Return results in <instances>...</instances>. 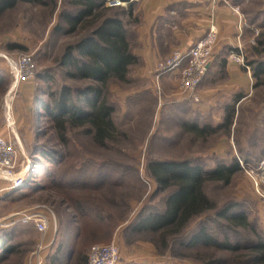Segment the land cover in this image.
I'll list each match as a JSON object with an SVG mask.
<instances>
[{
    "label": "rangeland",
    "instance_id": "obj_1",
    "mask_svg": "<svg viewBox=\"0 0 264 264\" xmlns=\"http://www.w3.org/2000/svg\"><path fill=\"white\" fill-rule=\"evenodd\" d=\"M233 1L228 0V3L238 7L243 32L237 47L240 61L239 54L230 46L223 48L229 56H218L217 36L210 63L213 67H208L197 89L200 101L196 103L180 90L179 72L158 76L157 64L169 58L173 51L151 70L146 69L142 58L138 57V62L130 66L127 81L111 80L106 88L108 100L115 108L113 118L117 126V133L107 146L94 143L85 127L69 124L65 132L68 145L62 143L60 127L44 110V105L51 102L49 92L58 91L65 84L75 88L86 84L70 78L60 59L66 48L90 28L80 26L72 33L55 30L59 23L66 26L59 18L61 7L66 6L62 0H56L55 8L50 0L46 4L19 2L0 15V135L16 145V173L23 174V181L16 187L0 182V188L9 187L8 191L0 192V219L40 207L49 216L45 239L54 234L60 241L66 239L72 226L73 210L56 189H41L48 185L51 177L40 174L37 164L40 155L35 153L42 148H53L62 154L64 162L60 169L72 172L80 163L91 164L85 174L91 177V186L97 187L88 186L85 191L67 194L81 195L95 202L106 215L117 217L124 213L126 216L109 236H99L91 242L87 254L94 244L115 241L121 253L119 264H211L212 261L237 264L245 260L247 264H262L254 262V254L245 247L238 251L217 250L207 245L188 247L180 243L177 235L171 234L164 244L159 233L136 232L131 228L143 208L164 207L165 193L147 171L150 159L188 158L212 168L219 161L237 158L242 169L231 182H209L206 191L218 207L233 200L246 211L252 226L230 231L234 242L244 246L250 239H256L251 230H256L264 239V213L258 193V189L264 191V74L255 77L250 63L264 59V45L257 47L258 36L264 32V0H249L241 7ZM112 2L107 0L106 6L127 7L123 1L120 5H112ZM132 44L136 50V38ZM21 56L31 57L36 67L35 77L13 86L16 80L10 62ZM230 60L247 70L249 84L246 88L237 84L236 78L225 68ZM241 95L246 97L238 102ZM229 111H233V122L226 127L224 120ZM184 122L199 127L208 125L216 130L200 135L185 130ZM47 168L49 172L54 171L56 165L49 164ZM30 179L34 187L29 186ZM203 223L219 238L225 237L226 223L212 211L192 221L183 235L188 237ZM3 227L0 225V229ZM9 234L17 252L11 262L5 264H30L37 246L41 242L46 244L44 236L32 223L17 226Z\"/></svg>",
    "mask_w": 264,
    "mask_h": 264
},
{
    "label": "trees",
    "instance_id": "obj_2",
    "mask_svg": "<svg viewBox=\"0 0 264 264\" xmlns=\"http://www.w3.org/2000/svg\"><path fill=\"white\" fill-rule=\"evenodd\" d=\"M46 1L0 0V15L19 2L46 4ZM50 1L55 8L56 0ZM121 1L126 2L127 7L106 6L107 0H62L66 6L61 7L59 18L66 26L59 23L55 30L72 33L80 26L90 28L77 42L66 48L60 59L62 68L70 78L84 81L86 84L78 88L62 85L58 91L48 93L51 102L44 105L46 116L60 127L59 139L66 145L68 139L65 132L68 124L72 127H85L86 133L100 146H107L117 133L113 118L115 108L108 100L106 88L111 80L127 81L130 66L138 62L132 44L133 31L128 27L138 21L133 15V0ZM262 14L264 15V11ZM257 15L258 11L255 13V16ZM257 44V47L264 45V32L258 36ZM250 63L254 66L255 77H261L264 74V59ZM46 77L45 75L43 78ZM232 122L233 111H229L225 116L224 126L230 127ZM182 126L185 130L200 135L216 130L208 125L199 127L189 122H184ZM35 153L40 155L37 159L40 174L51 177L48 185L41 189H56L55 191L63 196L64 203L67 202L68 207L73 210L70 220L72 226L69 227L66 239L60 241L57 252L64 254L69 250L67 248L73 247L76 249L74 264H88V245L99 236H109L119 220L126 219V216L124 213L117 217L114 214L106 215L98 209L95 202L84 199L81 195L67 194L71 191H85L88 186L97 187L95 184L91 186V177L85 174L91 164L80 163L79 166H74L72 172H68L60 169L64 161L58 150L42 148ZM49 164L56 165L54 171H48ZM241 169L237 158H232L229 162L219 161L212 168H206L198 161L188 158L150 159L147 171L159 189L165 193L164 207L152 210L143 208L131 223L132 230L159 233L164 244L166 237L171 234L177 235L180 243L188 247L207 245L224 251H238L245 247L254 254V262L264 264V239L256 230H251L256 239H250L244 246L238 241L234 242L229 236L230 231L251 228L252 224L246 211L239 208V204L233 200L218 207L206 191V184L209 182L229 184ZM32 182L33 179H30V187H34ZM103 183L104 181L101 185ZM211 211L226 223L224 225L227 233L224 238H219L205 223L192 231L188 237L183 235L184 229L192 221ZM20 225L23 224L15 223L0 229V264L11 262L12 255L17 252V246L10 243L12 238L9 233ZM56 260L54 255L50 264H56ZM216 263L218 261L211 262ZM247 263L249 262L246 260L237 262Z\"/></svg>",
    "mask_w": 264,
    "mask_h": 264
},
{
    "label": "crops",
    "instance_id": "obj_3",
    "mask_svg": "<svg viewBox=\"0 0 264 264\" xmlns=\"http://www.w3.org/2000/svg\"><path fill=\"white\" fill-rule=\"evenodd\" d=\"M234 1V5L241 7L249 0ZM132 3L133 15L138 18L131 29L134 39L138 41L134 53L142 58L143 65L148 70L162 58L168 57L173 50L193 46L207 34L211 26L217 30L218 56H229L227 51H223L225 46L234 47L239 54L237 47L243 34L242 24L234 6L229 3H213L211 0H133ZM212 67L211 64L209 69ZM225 68L242 88L248 86V72L241 64L230 60L225 63ZM245 97L241 95L238 102H242ZM45 243L47 247L43 253V264H50L54 255L56 264H74L76 249L69 247L64 254L57 252L60 245L57 235L47 236ZM32 264L38 263L34 259Z\"/></svg>",
    "mask_w": 264,
    "mask_h": 264
},
{
    "label": "built area",
    "instance_id": "obj_4",
    "mask_svg": "<svg viewBox=\"0 0 264 264\" xmlns=\"http://www.w3.org/2000/svg\"><path fill=\"white\" fill-rule=\"evenodd\" d=\"M211 1L213 3L219 1L228 3V0ZM122 3L121 0H113L112 5H120ZM233 8L239 14L238 7ZM216 41L217 30L214 26H211L207 34L200 38L193 46L187 49L177 48L173 50L169 58L159 62L157 64L158 76L165 73L179 72L180 90L193 102H199L200 98L197 94V89L208 71ZM240 57L241 55L239 54L238 61H240ZM10 64L16 80L15 83L32 80L35 77L36 67L30 56H21L11 61ZM17 158L16 145L0 135V182L9 183V187H11V184L12 187H16L18 183L23 181V174L16 173L18 172ZM9 187L3 186L0 188V192L8 191ZM258 193L261 197L262 211L264 213V191L258 189ZM53 217L55 218L54 214ZM15 223H32L44 236L48 230L49 216L45 210L38 207L16 212L0 219V225L4 227ZM46 247L47 245L41 242L32 253V260L35 259L38 264H43V253ZM120 260V248L115 241L105 244H94L88 252V264H119Z\"/></svg>",
    "mask_w": 264,
    "mask_h": 264
},
{
    "label": "water",
    "instance_id": "obj_5",
    "mask_svg": "<svg viewBox=\"0 0 264 264\" xmlns=\"http://www.w3.org/2000/svg\"><path fill=\"white\" fill-rule=\"evenodd\" d=\"M210 66V65H209ZM15 82L13 83V86H14Z\"/></svg>",
    "mask_w": 264,
    "mask_h": 264
}]
</instances>
